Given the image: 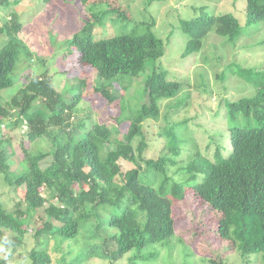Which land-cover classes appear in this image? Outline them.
<instances>
[{
    "label": "trees",
    "instance_id": "obj_1",
    "mask_svg": "<svg viewBox=\"0 0 264 264\" xmlns=\"http://www.w3.org/2000/svg\"><path fill=\"white\" fill-rule=\"evenodd\" d=\"M244 2L246 24L263 22L264 0ZM8 3L10 0H0V7ZM200 13L180 22L179 28L187 37L183 58L198 53L211 31L229 42L241 36L242 28L232 15ZM92 17L67 40L65 47L77 52L81 64L95 68L94 92L108 103L117 99L129 103L127 114L121 112L112 127L90 123V118L75 121L74 111L82 99L81 85L66 100L63 93L55 90L48 71L44 69L38 76L29 70L27 49L18 37L22 31L18 16L12 15L10 25L5 26L11 33L0 48V175L8 186L20 188L22 195L12 212L0 201V228L11 233L7 237L0 234V244L13 249L8 256L21 245L38 216L40 223L34 228L36 247L26 257L31 264H77L89 259L91 255L81 251L68 262L66 256L84 228L91 238L101 241L96 251L94 247L88 250L97 258L114 264L135 251L130 261L145 260L141 256L143 249L167 244L174 234L173 219L166 206L171 207L173 200H182L185 189L190 188L221 214L216 228L220 238L230 239L243 260L261 252L264 264V76L242 69L235 61L218 76L221 81L227 76L239 80L249 93L237 101L223 100L228 125L219 139L227 138L228 144L217 142L213 160H209L196 149L187 130L188 120L178 118L189 94L179 97L184 84L167 79L161 65L165 46L151 31L153 21L142 32L133 29L131 33L111 36L102 32L99 36L93 32L103 28L105 18L116 25L125 13L111 8ZM40 64L45 66L46 61ZM141 76L142 90L132 91L141 94L138 101L129 93L132 81ZM22 79L25 83L4 100L3 92L16 87ZM123 82L128 85L122 89ZM161 116L165 125L157 135L164 139V145L156 159L145 158L149 122ZM3 128L21 130L23 169L19 173L12 169V163L17 161L12 160V136L4 134ZM41 143L47 148L40 149ZM187 147L196 150L180 161ZM122 162L135 167L122 173ZM179 164L180 168L170 170ZM140 180L147 182L141 190L137 187ZM153 201L164 204L159 207ZM110 209L119 215L109 213ZM51 239L58 242V250H54L57 256L41 248L40 240ZM65 242L67 252L62 250ZM152 258L156 253L147 254V259ZM0 264H5L1 258ZM208 264L223 262L208 260Z\"/></svg>",
    "mask_w": 264,
    "mask_h": 264
},
{
    "label": "rangeland",
    "instance_id": "obj_2",
    "mask_svg": "<svg viewBox=\"0 0 264 264\" xmlns=\"http://www.w3.org/2000/svg\"><path fill=\"white\" fill-rule=\"evenodd\" d=\"M111 8L124 12L125 17H119L121 20L116 25H112L109 18H105L103 28H95L93 33L100 36L103 32L113 36L131 33L133 29L142 32L147 28V24L153 21L154 27L151 31L164 42L165 46L161 65L166 71L167 79L184 84V90L179 97L185 92L189 94V99L182 106L177 117L180 121L188 120L185 124L189 135L195 141L196 149L205 158L213 160L215 144L217 142L228 144L227 138L219 139V136L226 132L228 125L223 100L237 101L240 97H247L248 92L242 88L239 80L227 76L221 81L218 76L223 74L226 66L233 61L244 70L258 71L264 76V21L251 26L246 24L244 0H50L49 2L10 0L6 6H1L0 48L10 38L8 36L11 32L6 30L5 26L10 25L9 20L12 15L18 16L22 30L18 37L27 49L26 62L30 67L29 70L38 76L44 69L48 71L55 90L63 93L66 100L76 94L79 88L77 85H81L82 99L74 111L75 121L83 118V121H88L90 118V123L96 122L109 127L115 125L116 117L121 112L127 114L130 109L129 103L120 99L108 103L94 92L93 86L97 75L95 68L91 64H81L77 52H69L65 44L72 36L79 33L84 22L92 20L94 13ZM200 12L212 16L232 15L242 28L241 36L237 41L229 42L211 31L204 39L203 47L198 53L183 58L187 37L179 28L180 22L191 20L200 15ZM115 14L117 15L116 12ZM42 60L46 61L45 66L40 64ZM143 79L144 76H141L132 81L129 95L133 94L134 100L139 99L141 94H134L132 91L142 90ZM22 83H25V80L22 79L13 89L4 91L3 99L9 100ZM127 85V82H123L122 89ZM203 86L208 87L202 88ZM149 125L151 130L147 135L149 144L144 156L156 159L164 145V139L157 134L165 125V121L161 116L157 121H150ZM121 127L124 128V124ZM2 130L4 134L9 133L12 136L11 149L15 155L12 160L17 159L16 164L12 163V169L15 173H19L20 169H23L19 144L21 130L19 128L11 131L5 128ZM28 145L32 149V144L27 143ZM39 148L46 149L47 144L41 143ZM195 150L187 147L179 160H187ZM121 164L122 173L135 167L128 162ZM178 168L180 164L170 170L175 171ZM178 175L181 177V173ZM173 180L177 182L178 178ZM117 182L120 180L117 179ZM146 185L145 180H140L137 187L144 189ZM21 198V189L16 190L8 186L0 175V201L5 208L12 212L15 205L21 202ZM163 202L153 201V204L161 207ZM166 210L167 213L171 212L174 233L168 243H158L143 249L141 256L146 257L145 260L139 258L130 261L137 254L131 251L114 264H208V260L222 261L223 264H263L261 252L249 255L243 260L230 239L220 238L216 228L221 214L196 197L190 188L185 189L182 200H173L172 206L169 208L166 206ZM109 213L119 215L113 209H110ZM38 218L36 216L33 219L21 245L16 247L11 257L8 254L13 251L12 247L6 248L0 244V258L5 264H31L26 257L36 247L34 228L40 223ZM0 234H4L5 237L11 236V233L1 228ZM40 242L43 246L41 248L46 249L50 255L51 253L53 256L59 255L58 252H54L58 250L57 240H40ZM100 245L101 241L91 238L86 228L81 229L76 242L71 245V254L66 255L67 262L81 251L91 257L87 260L82 259L77 264H109L108 260L99 259L93 254L94 252L91 254L88 251L89 247H94L96 251ZM62 250L68 251L67 242ZM150 253H156V258L147 259V254Z\"/></svg>",
    "mask_w": 264,
    "mask_h": 264
}]
</instances>
